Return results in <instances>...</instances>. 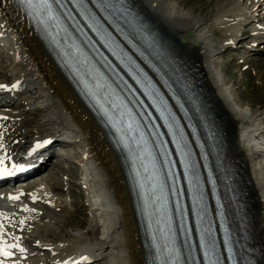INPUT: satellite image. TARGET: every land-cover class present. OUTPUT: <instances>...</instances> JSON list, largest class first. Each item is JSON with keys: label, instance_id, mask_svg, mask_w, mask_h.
Wrapping results in <instances>:
<instances>
[{"label": "bare ground", "instance_id": "6f19581e", "mask_svg": "<svg viewBox=\"0 0 264 264\" xmlns=\"http://www.w3.org/2000/svg\"><path fill=\"white\" fill-rule=\"evenodd\" d=\"M244 1L250 3L248 10L242 11L240 8L230 10L232 13L236 12L235 15L230 16H234L235 19H239L237 16L244 13L247 16L246 19H241V22L244 21L241 26L245 25L241 37L230 36L227 39L229 43L225 41L214 46L208 43L209 35L223 32L222 28L226 23L219 21L216 26L214 25L215 27L210 26L206 31L209 27L207 22L195 17L194 13L180 12L178 7L171 6L170 0H153L151 3H147L146 0H134L138 8L149 17L151 24H154L170 43L167 47L178 61L185 64L187 73L191 74L192 70L196 69L201 84L200 91L207 94L211 105L214 106L212 109H215L224 122L230 136V151L238 158L243 171L253 210L254 233L256 238L261 240L264 249V178L258 163L263 156L264 148V141L262 142L264 114L250 113V110L246 111L245 108L236 107L235 104L234 106L235 101H232L233 99L228 95V85L222 82L218 72L212 68L217 63L216 57L221 54V50L238 51L234 48V44L238 40L245 42L248 34L251 36H247L249 40L245 43L251 45L246 47L245 44L244 50L246 49L247 53L253 52L256 56L264 54V51L255 49L258 43L264 42V33H252L251 29L248 30L255 22L262 24L264 0ZM232 3L233 0H219L220 10L230 8L233 6ZM262 25L263 27L257 30H263L264 24ZM0 33L3 35V39L0 38V62H6L11 67L10 75L0 70V85L5 86L0 87V156L7 157L12 151L29 148L37 142L42 147L33 151L36 143L14 160L18 162L27 156V162L19 165L28 168L40 161L44 152L42 150L48 147L46 149L49 152L48 157L42 163L46 172L41 174L44 176H39L41 179L37 185L40 184V187L51 185L53 191L56 190L58 193L61 192V187L64 189V183L57 180L60 171L56 172V170L64 169V162L76 164L71 161L70 156L77 157L76 159L84 166L77 165L85 171L90 169L92 173L86 181L87 185L83 187L90 192L87 194L89 207L92 208L90 232L94 237L92 241L78 237L66 246L58 244L57 241L49 242V245L44 240H39L34 245L41 251H49L48 257L41 259L44 253L41 255L39 252L36 253L32 248V241L28 238L38 234L39 227L48 228L45 222L51 219L48 218L45 210L35 205L38 202L46 203L49 199L48 192L45 190L40 193L39 190L34 189L31 180L16 186L12 185L13 179L8 177L4 182L6 186H0V190H8L10 197H18V199L3 203L4 208H0V224L4 225L3 231L6 233L3 239L7 244H18L24 251L20 252L18 248L11 249L13 258L0 257V259H3L4 264H39L38 259L44 260V264H56V259L59 258H67V264H92V261L98 262L113 257L114 264H148V254L142 238L126 166L113 147L107 131L84 104L46 44L37 36L16 0H0ZM235 39L237 41H234ZM11 54L14 55L13 58ZM261 61L264 63V59ZM22 96L34 105L35 109L33 108L32 113L34 119L17 123L12 118L13 114L8 113L6 109L26 107L24 101L19 105L16 103L18 97ZM38 112L43 114L41 118L37 117ZM258 120H260L259 124ZM238 126L246 131L243 134L245 137L242 138L246 144L239 141L241 136L237 131ZM64 134L70 136L71 140L65 138L62 147L67 152L61 155L51 143L60 141L64 138L62 137ZM45 141L49 143L45 144ZM78 148L83 154H87V159ZM72 175L74 174H71V178ZM75 176L81 181L78 174L75 173ZM44 177L45 180L42 179ZM82 183L81 181L80 185ZM32 188L35 191L31 190ZM8 195L3 196L0 201H7L5 199ZM108 197L113 198L117 210L113 208L114 205L109 204L110 201L106 199ZM47 232V237H50L56 230L47 229Z\"/></svg>", "mask_w": 264, "mask_h": 264}, {"label": "rangeland", "instance_id": "374dc122", "mask_svg": "<svg viewBox=\"0 0 264 264\" xmlns=\"http://www.w3.org/2000/svg\"><path fill=\"white\" fill-rule=\"evenodd\" d=\"M146 1H148L147 3H151L153 0H146ZM170 4L174 8L178 7L180 12H183L185 14L194 13L195 17L207 22L209 27L206 29V31H208L210 26L215 27L216 23L219 21L226 23L225 27L222 28L223 32L219 33L218 35H213L212 33L211 35H209L208 43L214 46L217 44L224 43L225 41H227V39L230 36L236 35L237 37H241V33L244 32L242 28H244L245 26V25L241 26L242 22H244V21L241 22V19L242 20L244 18L246 19L247 16L244 13L242 15L237 16V18L239 19H235L234 16L233 17L230 16L235 15L236 12L232 13V11L230 10L233 8H237L239 10L240 8L242 9V11H245L248 10L250 5L249 1L243 2V0H233L232 3L233 6H231L232 8L230 7L225 10H220L219 0H170ZM262 24H264V20L262 21ZM262 24H258L255 22L249 26L248 30L251 29L252 33H264V29L257 30V28L263 27ZM247 36L245 42L249 40ZM244 37L245 35L242 36V38ZM234 41L237 40L235 39ZM245 42L238 40L236 44H234V48H237L238 51L226 50V49L221 50L222 51L221 54L216 57L217 63L213 65L212 68L218 72L222 82L228 85L227 86L229 92L228 95L233 99L232 101H235L233 105L235 104L236 107L238 106L241 108H245L244 110L246 111L250 110L249 111L250 113L256 112L258 115H263L264 114V63L261 60L264 59V54L262 56H258V55L256 56L253 54V52L247 53L246 49L244 50V45L246 44ZM261 43H258L257 46L259 48H257L256 46L255 48L256 50L264 51V42ZM250 45L251 44H246V47H249ZM10 56H12V58L14 57V55L12 54ZM0 70L6 71V73H9L8 75L11 74L10 64L6 62L5 63L0 62ZM23 101L26 102L25 103L26 107L24 108L21 107L19 109H12V110H9L8 108L6 109L8 113L13 114L12 118L16 120L17 123L18 122L23 123L26 119H30L31 121H33L34 119V116L32 114L33 110L35 109L34 105L33 104L31 105L29 102H27L25 96L18 97L16 103L19 105ZM42 115L43 114L40 112L37 113V117L39 118H41ZM259 122L260 120L257 121L258 124ZM241 128H242L241 126H238L237 129L238 133L239 134L240 132L246 133V131L243 128L242 129ZM242 140L244 141V139L242 138L239 139L240 143L243 142ZM263 141L264 139L262 140V142ZM65 151L67 152V150ZM258 163H259L260 171L264 178V158L261 157ZM64 166H65L64 169L59 168L56 170V172L60 171L59 175H57V180L62 181L64 183L63 185L64 189L61 187L60 189L61 192L58 193V191L56 190L53 191L51 185H46V191L48 192L47 194L49 198L48 201H46V203L42 202V204H40L39 202L38 203L35 202L36 203L35 205L40 207L43 211L45 210L44 212L47 213L46 215L48 216L49 219H51V221L45 222L48 228L41 229V227H39L40 229L38 230V234H35L34 237L30 236L28 238L32 241L31 242L29 240L32 243V248H34V251L36 253L39 252V255L44 253L43 256L41 255V259H46L48 257L47 255L49 254V251L47 252H45V250L41 251V249L38 248V246L34 245L37 244L39 240H44V242L47 243L49 242L52 243L53 241H57L58 244L62 246H66L68 244H71V241L73 242L78 237L81 238L84 237V239L87 241H92L94 239L92 233L90 232L92 226V211H91L92 208L89 207L88 198H87V194L89 191L83 187L86 186L85 184L82 183L80 185L81 181H79V179H77V177L75 176V173L79 175V172L82 169L77 164H73L69 162H64ZM71 174H74L72 175L73 176L72 178H71ZM51 198L53 199L51 200ZM106 199L108 200V202L110 201L109 204H111L112 206L114 205L113 208L114 207L116 208V203L113 202L114 201L113 198L111 199L108 197ZM115 210H117V208ZM47 229H52V230L54 229L56 230V232L55 234H53V236L47 237L46 235L48 233ZM37 235L38 236L40 235L41 237L40 236L37 237ZM113 259H114L113 257H110L105 260H100L98 262L92 261V264H114L115 261ZM37 261L39 264L45 263L44 260L42 261L38 259Z\"/></svg>", "mask_w": 264, "mask_h": 264}, {"label": "snow or ice", "instance_id": "6c2138e0", "mask_svg": "<svg viewBox=\"0 0 264 264\" xmlns=\"http://www.w3.org/2000/svg\"><path fill=\"white\" fill-rule=\"evenodd\" d=\"M21 2L25 3L37 15L40 16H45V15L50 16L52 12V8L49 0H21ZM0 87H5V86L0 85ZM13 87H16V85H13ZM4 119H6V117ZM130 127L131 126L129 125V128ZM44 143L47 144L49 143V141H45ZM40 147H42V145L37 143L33 151L39 149ZM5 158H6L5 156H0V177L12 176L14 175L15 172H22L25 170L23 165H16V164H12L11 165L12 170H9V168L5 167ZM9 198L13 200L18 199V197H9ZM21 223H23V221H21ZM3 228L4 225L0 224V257H3L5 259H11L13 258V253L11 249L18 248L20 252H23L24 249L20 248L18 244H7V242L3 239V237L6 235V233L3 231ZM16 239L18 240L19 238L17 237ZM202 247L204 246L202 245ZM207 249L208 250L205 252V258L207 264H219V258L218 257L213 258L215 256L214 242H210L209 245L207 246ZM0 264H4L3 259H0ZM173 264H175V262H173Z\"/></svg>", "mask_w": 264, "mask_h": 264}]
</instances>
